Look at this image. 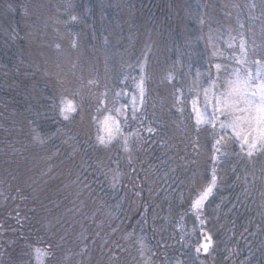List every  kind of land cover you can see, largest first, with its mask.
<instances>
[{"label": "snow or ice", "instance_id": "6c2138e0", "mask_svg": "<svg viewBox=\"0 0 264 264\" xmlns=\"http://www.w3.org/2000/svg\"><path fill=\"white\" fill-rule=\"evenodd\" d=\"M117 6L119 7V5ZM41 7L42 5L39 4L31 5L27 2L18 4L16 0H8L4 14L19 12L21 19L26 20ZM126 7L134 6L126 5ZM254 7V4L250 6V8ZM90 10L88 6L84 7L85 13ZM68 11L69 21L63 23L79 22L82 19L80 15L71 14V4L68 5ZM198 22L201 25H208L210 40L219 35V31L211 27L213 20L208 14L201 13ZM57 23L61 22L57 21ZM46 26L47 23L45 22ZM28 27L31 28L32 25H28ZM240 28L243 29V24H240ZM231 31L232 29L228 30L227 48L235 50L236 41L239 38L240 54L237 56L233 51L232 55L225 57L224 52L213 45V55L222 57L223 60L212 65L216 69V73L214 76L209 74L207 86H197L195 95L191 98L192 107L188 114L189 122L179 121L177 123V129L180 132L179 144L170 143L176 139L175 136L165 139L164 136L167 133L160 135V129L154 126L158 118L150 115L147 111L146 82L150 79L146 72L149 63L147 53L151 52L149 42L144 43L141 58L137 61L139 73L138 78H132L135 89L131 93L126 87L128 79L126 76L119 80L120 84H125V87L119 91L114 90L107 82L101 85L98 77L90 78L86 84L82 83L80 87L72 89L66 87L68 74L63 72L59 62L55 63L56 70L53 71L49 67L47 57H44L43 67L39 61L26 63L23 59H19L18 64L14 65L12 69L17 74L21 72V66H23L26 69L23 72L24 76L34 77L37 72H40L42 77L54 78L56 83V92L52 96H45L44 90L38 89L35 81L31 86L29 95L31 100L35 101L36 107H33L30 102L25 110L33 113L39 119L45 113L39 111L38 108H44L45 104L41 101L47 100L50 102L47 107L56 114L58 122L62 125L56 129L55 133L43 137L36 128H32V143L44 146L53 137L62 136L61 144L67 146L66 155L60 159L59 165L51 163L54 157L59 158L62 155L59 148H56L51 155L41 158L45 161V167L39 169L37 176L29 177L31 183H28L27 180L24 181L27 188L31 189L29 195H25L23 189L17 186V195L11 197L13 201L17 199L21 201L31 200L35 206L30 211L36 214L37 223L40 224L41 228L50 233L46 247L34 248L31 253H24L22 250L19 264H31V260L24 261L22 257L33 254L37 264H91L92 249L90 246H96L100 250V259L97 264H105V256L108 257L107 264H120L121 254L129 252L128 247L113 238L121 233L122 225H124V220L120 216L123 212L121 203L123 198L117 200L115 204L109 203L97 194L92 183L102 184L103 182L97 180L96 177L98 175L103 176L108 187L115 191L120 185L123 175L120 170L122 160L126 161L130 172L137 179H139V172L136 164L139 162L140 171L145 173V181L149 180L153 174L160 172L161 169L164 170L163 176L159 179L167 185L166 188L162 189L167 193L162 199L168 204V215L160 216L156 211V208L163 211L161 204L153 207L145 203L141 206L143 209L140 212L141 219L137 221L136 225L141 234L137 235L136 227H134L132 231L125 230L120 237L135 248L137 256L132 257L134 264H156L159 253L154 252L146 242L148 240L147 233L150 231L153 238L158 231L161 233V240L156 243L157 249L169 247L167 242L163 241L162 236L164 224L175 220L172 216L173 201L169 200L168 196H173L179 205L183 206L185 202L182 190L184 180L176 173L186 170L190 164L196 163L195 160L188 159L187 146L191 145L193 151L199 155L204 144L208 145L210 152L209 160L212 163L210 174L209 169L205 167L203 179L193 180L191 188L193 194L188 198V208L181 212L179 220L175 221V227H179L180 232L184 233L182 221L185 214L190 211L194 217L193 231H196L195 224L198 223L202 241L198 240L196 245L192 246L187 244V236L181 235L177 243L181 244L182 247L187 246L189 251L194 254L193 264H197V262L198 264H205V260L200 259L202 253L207 259L216 252L219 245L207 225L213 219L218 220L220 213L227 205L224 204L222 198L221 203L216 205L212 214L208 213V209L214 202L221 186L226 183V179L220 175L217 165L222 157L233 153L238 160V163L231 169L234 177L233 186H239L240 192L235 196V202L233 200L228 201L231 207H228L227 212H224L223 215L227 217L229 213H235L238 210V204L245 206L250 199L254 201L253 193L259 192L260 202L256 214L260 217V222L255 223L254 218H250L248 225L239 234L249 250V254L240 264H252L255 253L252 251V242L249 241L248 237L255 238L264 234V164L258 170L255 167L257 162L264 161V48H253L249 53L243 32L238 31L237 36H232ZM7 35L13 41L20 39L19 31L16 28H12ZM31 36V32L26 33V37ZM105 43H107V38H105ZM77 46V41L72 40L71 47L75 49ZM55 48L60 51L61 44L56 43ZM40 55L44 56L43 53ZM226 61H233L239 67L231 66ZM72 67L75 68L76 65L73 64ZM27 69H32V71ZM105 72L107 73V68ZM8 75L9 72L5 71V78ZM105 80H107V75ZM173 80L171 70H168V74L162 77L161 82L166 81L168 84H172L171 108L183 116L188 99L184 96L182 89L173 84ZM11 86V84L8 85V87ZM92 89H96V91H92ZM85 90H87V98ZM129 121H139L140 128L126 131ZM34 123L35 120L28 121L29 125ZM181 123H184L182 129L180 128ZM92 127L97 130L95 139L92 137ZM73 129L76 130L73 131ZM141 129L146 131L148 136L142 135ZM156 136H160V139H154ZM152 144L160 145L163 156L157 158L159 167L149 164V168L144 169V162L139 160L137 153L149 154L152 150ZM180 144H184L185 147L181 149ZM9 148H12L13 152L20 151L13 148L11 144H9ZM89 149L93 153H103L104 155H97L93 158L88 151ZM181 151L184 152L183 155H181ZM169 152L172 154L169 155ZM19 167L20 164L17 163V168ZM5 171L8 170L5 169ZM257 171L259 175H257ZM8 175L11 176L12 180H17L20 173L13 174V172L8 171ZM4 183L5 181L0 180V185ZM152 183L155 184L156 181H152ZM11 187L12 185L9 184V188ZM149 191L150 194L154 192L157 197L160 196V192L151 186ZM136 195L139 197L140 193L137 192ZM0 197L7 199L2 191H0ZM49 205L57 210L55 214H53V207H49ZM150 211L151 225H149ZM41 212L46 215H41ZM8 217L14 219L21 227H23V221L29 220L27 216L22 217L19 205L8 212ZM158 220L160 221L159 228H157ZM229 223L232 227L228 229L231 232L228 240H233L236 237V223L235 220H230ZM86 225H95V229ZM77 226L80 231L76 239L80 245L79 250L74 251L65 246L76 231ZM3 227L4 224L0 223V231L3 230ZM11 231L15 232L16 230L11 229ZM238 243L239 241H237ZM27 247L32 248L31 245ZM3 248V244H0V264H18L17 259L11 256H8L7 260L5 259L8 254ZM58 251L63 252L60 261H57ZM256 251L260 253L261 257L260 260L256 261V264H264V242H261ZM233 255H238V253L226 247L223 256L224 264H234L231 260ZM75 257H79V259H75ZM168 264L171 262L169 261ZM176 264H187V261L178 259Z\"/></svg>", "mask_w": 264, "mask_h": 264}, {"label": "trees", "instance_id": "16d2710c", "mask_svg": "<svg viewBox=\"0 0 264 264\" xmlns=\"http://www.w3.org/2000/svg\"><path fill=\"white\" fill-rule=\"evenodd\" d=\"M2 1L3 4L0 5V176L5 181L4 189L8 190V197L5 202L11 207L10 210L19 205L22 217H29V220L23 221V227H21L6 213L3 214V221L8 227L6 232L8 233L11 229L16 230L11 233L13 239L17 238L12 249L16 253L21 252L23 246L26 247V244L30 242L26 237L32 238L31 241L44 238L48 242L50 233L41 228L40 224L37 223L36 214L30 211L35 206L31 200L21 201L17 199L13 201L11 197L17 195V186L23 189L25 195H29L31 189L27 188L24 181L27 180L28 183H31L29 177L37 176L39 169L45 167V161L41 158L51 155L56 148H59L62 153L61 156H64L67 148L66 145L61 144L62 136L53 137L44 146L32 143V128H37L43 137L55 133L56 129L62 125L58 122L56 114L47 107L50 103L47 100L41 101L45 104L44 108H38L39 111L45 113L39 119L33 113L25 110L30 102L33 107H36L35 101H32L29 95L31 86L35 81L37 88L44 90L45 96H52L56 92V83L54 78L42 77L40 72H37L34 77L24 76L23 72L26 69L23 66H21V72L17 74L12 69L14 65L18 64L19 59H23L26 63L39 61L43 67L44 57H47L49 67L53 71L56 70L55 63L59 62L63 72L68 74L66 87L72 89L80 87L82 83L86 84L90 78L98 77L101 85L107 82L110 87L119 91L125 87V84H120L119 80L126 76L128 77L126 87L130 92L135 84L132 78H138L137 61L141 58L144 43L149 42L151 44V52L147 53L151 58L157 57V52H153L154 49L156 47L158 49L159 46L162 47V72L166 76L168 70H171V75L174 77L173 84L182 89L188 103L184 115L181 116L174 108H171L172 84H168L166 81L159 84L153 83L151 88V81L148 80L146 82L147 111L150 115L158 118L154 126L160 129V135L167 133L164 136L165 139L175 136L176 139L170 143L179 144L180 132L177 129V123L179 121L189 122V102L195 95L197 86H207L209 74L214 76L216 73V69L212 65L223 60L222 57L213 55V45L223 51L225 57L232 55L233 51L238 56L240 54L239 38H237L235 50L227 48L228 30L232 29V36H237L238 31L243 32L249 53L253 48H264V14H262L264 13V0H16L18 4L27 2L31 5H42L35 14L30 15L26 20L21 19L19 12L5 15L4 9L8 0ZM69 4L72 5L71 14L82 16L79 22L63 23L69 21ZM253 4L255 7L250 8ZM126 5L134 7H126ZM85 6L91 9L87 13L84 12ZM201 13H206L212 17L211 27L219 31V35L215 39H209L208 25H201L198 22ZM57 21L61 23H57ZM45 22L47 23L46 27ZM240 24H243V29L240 28ZM28 25H32V27L30 28ZM12 28L19 31L20 39L13 41L9 38L7 33ZM27 32H31L32 36L26 37ZM105 38H107V43H105ZM72 40L77 41L78 46L75 49L71 47ZM56 43L61 44L60 51L55 48ZM40 53H43L44 56H41ZM226 62L231 66L239 67L233 61ZM73 64L76 65L75 68L72 67ZM106 68L107 73L105 72ZM27 70L32 71V69ZM5 71L9 72L7 78L4 76ZM146 72L151 79L154 75L152 68L147 66ZM121 73L122 75H120ZM106 75L107 80H105ZM9 84L12 86L8 87ZM46 84L47 87H45ZM92 91H96V89H92ZM156 91L160 94L157 95ZM85 96L87 98V90H85ZM153 96H155L154 101ZM157 98H160V104H157ZM162 100L164 101L163 104ZM29 120H35V126L32 128H29ZM184 123L180 124L181 129L184 127ZM138 128H140L139 121H129L126 131ZM75 130L73 129V131ZM96 131L95 127L91 128L93 139H95ZM141 131L142 135L148 136L146 131L143 129ZM154 139L159 140L160 136H156ZM9 144L20 151L13 152L12 148H9ZM184 147V144H180L181 149ZM88 151L93 158L97 155H104L103 153H93L91 149ZM187 153L188 159L195 160L196 163L190 164L186 170L176 173L184 180L182 190L185 202L181 207L173 196H168V199L173 201L172 216L175 220L170 218L171 222L165 223L164 228L171 231L178 228L175 227V221L179 220V214L188 208V198L193 194L191 192L193 180H202L205 167L209 169V174L212 167L207 144L203 145L199 155L193 151L191 145H188ZM171 154L169 152V155ZM183 154L184 152L181 151V155ZM137 155L139 160L144 162V169H148L149 164L159 167L157 158L163 156V150L159 144H152V150L149 154L146 155L141 152ZM85 158L87 159V157ZM17 163L20 164L19 168H17ZM237 163L235 154L230 153L228 156L222 157L217 165L218 171L221 176L225 177L226 183L221 186L214 202L208 209V213H213V209L221 203L222 198L227 207L223 208L218 220L213 219L209 223L210 228L208 229H212L214 237L221 242L213 264H224L223 256L226 247L238 253V255H233L231 260L234 264H240L249 254V250L239 234L248 225L250 218H254L255 223L260 222V217L256 214L260 202L258 191L253 193L254 201L250 199L245 206L238 204V210L235 213H229L227 217L223 215L224 212H227V208L231 207L228 201L233 200L235 202L234 198L240 192L239 186H233L234 177L231 172ZM53 164L59 165V162L56 161ZM262 164L264 161L256 163L257 170ZM136 167L139 172V179L130 172L126 161H121L120 170L123 175L121 176V183L115 191L108 187L103 176L98 175L96 177L97 180L103 182L102 184L92 183L97 194L109 203L115 204L117 200L123 198L121 201L123 212L120 216L124 220V225H122L121 233L113 237L114 239H120L125 230L132 231L136 227L137 221L141 219L140 212L143 210L141 206L145 203L153 207L161 204L163 211L160 208H156V211L160 216L168 215V204L162 199L167 195L162 190L167 185L159 179L163 176L164 170L161 169L160 172L153 174L149 180L145 181V173L140 171L139 162ZM5 169L13 172V174L19 172V178L12 180ZM257 175H259L258 171ZM152 181H156V183L153 184ZM9 184L12 185L11 188H9ZM150 186L160 192L159 197L154 192L150 194ZM137 192L140 193L139 197L136 195ZM49 207L53 206L49 205ZM56 211L53 207V214ZM41 215L46 214L41 212ZM216 220L220 226L214 225ZM230 220H235L236 223V237L233 240H228V237L231 236L228 229L232 227L229 223ZM189 221L190 223L194 221L190 211L185 214L182 223ZM151 224L150 211L149 225ZM86 226L95 229V225ZM159 227L160 222L157 221V228ZM138 230L139 228L136 227L137 233ZM20 232L23 233L24 238L19 234ZM75 234L76 231L69 238L66 248L72 247L79 250L80 242L76 239ZM147 235H150V231ZM39 237L41 238L39 239ZM248 239L252 242V251L255 253L252 264H256V261L261 259L260 253L256 249L261 242H264V234L255 238L249 236ZM237 241H239L238 244ZM42 246L44 248L47 244ZM90 247L92 249L91 264H97L100 259V250L96 246ZM62 253V251L57 252V261H59Z\"/></svg>", "mask_w": 264, "mask_h": 264}, {"label": "rangeland", "instance_id": "374dc122", "mask_svg": "<svg viewBox=\"0 0 264 264\" xmlns=\"http://www.w3.org/2000/svg\"><path fill=\"white\" fill-rule=\"evenodd\" d=\"M1 4H3L2 0H0V5ZM155 51L157 52V57L156 58H151V56L148 55L149 56V65L148 66L151 67L152 70L154 71V75H152V78L149 79V82L151 81V85H150L151 88H152L153 83H156V84L162 83L161 79H162L163 76H165V74L162 72V64H161L162 61H163L162 56H161V53L163 51L162 47L159 46L158 49L156 47L153 52H155ZM146 88H147V86H146ZM134 89H135V84H134L133 90ZM132 91H130L129 93H131ZM156 93H157V95L160 94L157 91H156ZM159 97H161V96L159 95ZM152 99L154 101L155 96H153ZM160 101H161L160 98L156 99L157 104H160ZM191 107L192 106H191V100H190V102H189V111L190 112H191ZM33 126H35V125L34 124L29 125V128H32ZM36 130L38 131L37 128H36ZM63 158H64V156H61L59 158H55L54 157L51 162L52 163H55L56 161L59 162L60 159H63ZM0 180H3L1 178V176H0ZM0 191H2L4 193L5 197H8L7 196L8 195V190L4 189L3 185H0ZM6 200L4 199V197H0V223L4 224L3 230L0 231V244H3V246H4L3 250H5L6 253L8 254V255H6L5 259L7 260L8 256H11L13 258H16L17 261H18V264H19V261L21 259L22 250H23L24 253H31L32 249L37 248V247L42 248L43 247L42 245H46L47 241L44 238L42 239L43 242H42V240L31 241L32 238L26 237V239H28L30 241V242H28L26 244V247L23 246V248L21 249V252H17V253L13 252V250H12L13 249V245L17 241V238L13 239L12 234H11V233H13V231H8L9 235L6 232L8 227L5 224V222L3 221V214L6 213L8 215V212L11 211L10 210L11 207H9L7 205V203L5 202ZM182 224L184 226V233L180 232L179 227L174 229L173 231H171V230H169L167 228L166 229L164 228L162 236H163V241L167 242V244L169 245V247H167V248H159V249L156 248L157 241L161 240V233L159 231L157 232V234L155 235L154 238H153V234L151 232H150V235H147L148 236V240L146 242L148 243V245L152 248V250L154 252L159 253L158 258L156 259V264H168L169 261L171 262V264H176V261L178 259L187 261V264H193V255L194 254L189 251L187 246L182 247L181 244L177 243V240L180 239L181 235H186L187 236V244L195 246L197 241L200 240V231H199V227L200 226H199L198 223H196L195 224L196 231H193L194 221H191V223L189 221V222L182 223ZM214 225L220 226L219 222L217 220L214 222ZM207 228H210L209 224L207 225ZM79 231H80V229L77 226L75 236H77ZM211 232L214 233L213 231H211ZM19 234L21 236H23L22 232H20ZM140 234L141 233L138 230L137 235H140ZM24 237L25 236H23V238ZM40 238L41 237H39V239ZM214 239L217 241V243L219 245L217 247V250H219L220 246H221V244H219V243H221V242H220L219 239H216L215 237H214ZM117 240H119L122 245H124L125 247L129 248V252L128 253L121 254L120 264H134V261L132 260V257L133 256H137L135 248L132 247L129 242H125L124 240L119 239V238ZM13 241H14V243H12ZM222 244L224 245V243H222ZM28 245H31L32 248L27 247ZM68 248H70V247H68ZM72 249L74 251H78V250H76L74 248H72ZM217 250H216V252H217ZM216 252L213 253L212 257H208L206 259L205 256L204 257L200 256V259L201 260H205V264H213L214 258H216ZM62 255H63V253L60 255L59 261L62 259ZM165 257H167V260H165ZM22 259L24 261L31 260V264H37L34 254L33 255H24L22 257ZM75 259H79V257H75ZM137 259H139V258L137 257ZM107 260H108V257L105 256L104 257L105 264H107ZM197 264H198V262H197Z\"/></svg>", "mask_w": 264, "mask_h": 264}, {"label": "water", "instance_id": "95a60500", "mask_svg": "<svg viewBox=\"0 0 264 264\" xmlns=\"http://www.w3.org/2000/svg\"><path fill=\"white\" fill-rule=\"evenodd\" d=\"M200 240L202 241V236L200 235ZM205 256L203 253L201 254V257Z\"/></svg>", "mask_w": 264, "mask_h": 264}]
</instances>
